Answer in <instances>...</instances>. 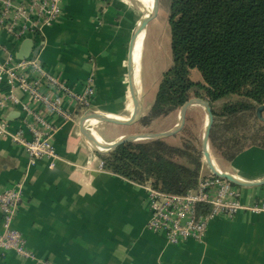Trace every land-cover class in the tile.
I'll use <instances>...</instances> for the list:
<instances>
[{
  "label": "crops",
  "instance_id": "1",
  "mask_svg": "<svg viewBox=\"0 0 264 264\" xmlns=\"http://www.w3.org/2000/svg\"><path fill=\"white\" fill-rule=\"evenodd\" d=\"M133 6L135 29L142 22V7L136 1ZM124 9L116 0H62L61 17L39 36L14 41L0 27V41L18 53L32 39L43 64L77 92L93 79L94 105L115 111L133 107L128 66L134 29ZM136 50L137 46L134 61ZM4 55L0 49V60ZM136 84L142 99V82L136 78ZM65 107L73 119L62 122L56 132L55 161L44 158L30 165L25 148L0 135V191L22 183L23 203L14 225L39 257L52 264H264V211L244 209L232 217H214L204 242L170 244L164 233L149 230L145 186L107 170L105 152L80 132L82 115L76 113V102L66 99ZM5 115L12 131L22 127L17 110L9 109ZM123 135L105 139L115 141ZM224 170L247 181L263 180L264 147L246 148ZM240 192V201L247 206L264 201V184L242 186ZM0 264L37 262L7 252Z\"/></svg>",
  "mask_w": 264,
  "mask_h": 264
},
{
  "label": "trees",
  "instance_id": "2",
  "mask_svg": "<svg viewBox=\"0 0 264 264\" xmlns=\"http://www.w3.org/2000/svg\"><path fill=\"white\" fill-rule=\"evenodd\" d=\"M161 1L172 61L146 118H166L190 98L202 97L213 109L214 152L232 161L248 147H264V121L257 116L264 104V0ZM195 69L201 80L192 77ZM186 131L187 126L169 138L123 143L102 155L104 166L137 184L187 194L197 188L205 165L202 144ZM210 210L209 204L197 206L198 214Z\"/></svg>",
  "mask_w": 264,
  "mask_h": 264
},
{
  "label": "built area",
  "instance_id": "3",
  "mask_svg": "<svg viewBox=\"0 0 264 264\" xmlns=\"http://www.w3.org/2000/svg\"><path fill=\"white\" fill-rule=\"evenodd\" d=\"M62 15V0H0V27L14 41L28 36H39ZM4 59L0 60V135L21 144L29 155L30 165L49 158L55 161L58 153L55 135L62 122L73 119L65 107L66 99L76 102V113L83 115L91 109L95 93L93 79H88L82 92L66 80L52 73L39 59L29 56L21 59L13 49L0 41ZM41 108V109H40ZM19 112L22 127L10 129L5 113ZM30 133V138L25 134ZM205 165V162H204ZM151 213L147 228L164 233L170 244L190 239L204 242L210 220L223 215L232 217L244 209L264 211V201L247 206L240 201L242 186H237L212 171H202L196 189L187 194H169L144 185ZM23 203V185L18 182L0 191L2 230L0 232V259L14 252L21 259L37 264H52L32 250L24 233L14 221ZM198 204H209L211 210L198 214Z\"/></svg>",
  "mask_w": 264,
  "mask_h": 264
},
{
  "label": "rangeland",
  "instance_id": "4",
  "mask_svg": "<svg viewBox=\"0 0 264 264\" xmlns=\"http://www.w3.org/2000/svg\"><path fill=\"white\" fill-rule=\"evenodd\" d=\"M133 2L135 0H116L117 6L125 7V11L129 13L132 20L130 21L131 27L133 28V24L138 22V18L135 14V6H133ZM132 3V5L130 4ZM163 8L160 9L156 18L150 21L147 29H146V36L144 42V49H143V59H142V72L141 82L143 85L144 95L142 97L143 101V114L140 118L139 122L134 124L132 127L128 126H117L111 125L107 123L100 122L98 127L99 134L105 139H113L124 133L125 135L133 134V133H140V132H161L168 129L173 128L179 119V114L175 113L170 115L166 118L157 119L154 121H150L146 118V114L148 109L150 108L151 104L153 103L158 86L160 83V79L162 74L168 69L172 61V50H171V38L168 35V12L167 6L162 1ZM143 12L144 6L142 7V20H143ZM123 15H120V18L117 19L118 25L122 19ZM137 26L135 27V29ZM134 29V28H133ZM131 43V42H130ZM145 61V62H144ZM192 77L195 80H201L202 75L198 70L192 71ZM127 85V84H125ZM91 109H97L99 111H109L111 108H104L94 105L92 103ZM118 109V108H115ZM130 114L126 112H120L119 118L128 119ZM206 111L200 105H195L191 108L188 120H187V131L186 136L189 138H193L195 142L202 144L204 132H205V124H206ZM90 121V119H89ZM186 122V119H185ZM103 125H102V124ZM101 124V125H100ZM96 127V126H95ZM126 131V132H123ZM104 132V134H103ZM93 134L95 136V128L93 129ZM105 139V140H106ZM180 139L175 138L172 139L173 142H178ZM212 153L214 154V160L219 165V167L224 170L225 165L228 163L229 160L221 156L220 153L214 152L212 148ZM206 173L211 172L208 165L205 163L204 168Z\"/></svg>",
  "mask_w": 264,
  "mask_h": 264
},
{
  "label": "water",
  "instance_id": "5",
  "mask_svg": "<svg viewBox=\"0 0 264 264\" xmlns=\"http://www.w3.org/2000/svg\"><path fill=\"white\" fill-rule=\"evenodd\" d=\"M153 7H154V10L156 12L155 16L153 18L147 20L146 22L142 23L140 26H138L136 29H134L132 31V33L129 37L130 42L135 40L136 37L139 35V33H141L142 30L147 29L150 21L157 17L160 9L163 8L162 1L161 0H154V6ZM33 44H34V41L32 39L26 40L23 43L20 50L18 51L17 57L21 58V59L27 58L29 56L36 57L38 55L39 48H36L33 50ZM125 82L128 85V79L126 78V74H125ZM129 86H130V91H131L132 97H133V99L137 105V114H136V117L134 118V120L129 124H120L116 120H114V119H112V118H110L104 114H101L99 112H96L94 109H89L81 116L80 124H79L80 132L87 140L93 142L94 144H96L98 146H101V143L97 140V138L93 135V133L86 131L84 128V123L88 119L95 118V119H97L103 123H107V124H111V125H117V126H128V127H132V126H134V124L139 122L140 118L142 117L143 109H144L143 101L139 97V94H137L136 89H135V85L132 82L131 78H129ZM195 105L202 106L205 109L206 114H207V118H208V125L206 128L205 134L203 136L202 147H201L203 162H205L208 165V167L210 168V170L214 174L229 180L234 185L243 186V187H250V186H257V185L264 184V179L259 180V181H247V180H244V179H242V178H240V177H238V176H236V175H234L228 171L223 170L222 168L219 167V165L211 157V152H212L211 151L212 150L211 131H212L213 123H214V114H213V109H212L210 103L202 97H192L189 100H187L185 102V104L182 106L180 111L184 110V114L186 115V122L180 128H176V125H175L173 128L165 130V131H161V132H140V133L128 134V135H124L118 141H108V140L104 139L105 142L107 143L105 146H103L107 149L105 151V153L113 151L119 145L126 143V142H137V141H144V140H151V139L169 138V137H172V136L179 134L186 127L189 112H190L191 108ZM257 116L262 121H264V104H261L257 108Z\"/></svg>",
  "mask_w": 264,
  "mask_h": 264
},
{
  "label": "bare ground",
  "instance_id": "6",
  "mask_svg": "<svg viewBox=\"0 0 264 264\" xmlns=\"http://www.w3.org/2000/svg\"><path fill=\"white\" fill-rule=\"evenodd\" d=\"M135 1L141 7L144 6L143 20L138 25V26H140L142 23H144L147 20L153 18L155 16L156 12H155L154 7H153L154 4L151 7V0H135ZM145 36H146V29L142 30L141 33H139V35L136 37V39L133 40L130 43V53H129V66H128V71H129V78H131L132 82L134 83L137 94H139V91H138L137 84H136V78H137L138 82H140V84H141L140 75L142 77V72L144 71L142 69V59H143V56H144L143 49H144ZM136 46H137V50H136V57H135V61H134V52H135ZM139 97L141 98L140 94H139ZM95 111L96 112H99L101 114H104V115H106V116H108V117L116 120L120 124H129L136 117V114H137V105H136V103L134 101V106L133 107H129V106H125L124 105L123 108H120L119 110H116V111L115 110L99 111L97 109H95ZM120 112H126V113L130 114V116H128L130 118L123 119V118L117 117V116H119V113ZM185 119H186V115L184 114V110H182V111H180L179 119H178V122L176 123V128H180L185 123ZM99 123H100L99 120H97L95 118H92V119H90V121H87V120L85 121L84 128H85L86 131H89L91 133H93V129L95 128V137L101 143V146H98V145H96L93 142H91V141L88 140L89 141V144H91L94 148H96V149H98V150H100L102 152H105L107 149L105 147H103V146H105L107 143L105 142V140L103 138L104 136L102 137L99 134V132H98ZM207 125H208V118L206 116L205 131H206ZM103 134H104V132H103ZM204 134H205V132H204ZM123 136L115 139V141L120 140ZM211 157L213 159L215 158L214 157V154L212 152H211Z\"/></svg>",
  "mask_w": 264,
  "mask_h": 264
}]
</instances>
